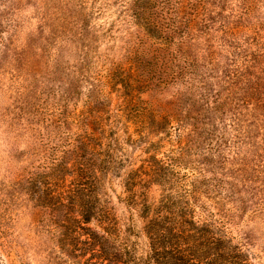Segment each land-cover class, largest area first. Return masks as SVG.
<instances>
[{
    "label": "rangeland",
    "instance_id": "374dc122",
    "mask_svg": "<svg viewBox=\"0 0 264 264\" xmlns=\"http://www.w3.org/2000/svg\"><path fill=\"white\" fill-rule=\"evenodd\" d=\"M201 2L0 0V264H140L164 205L264 264V0Z\"/></svg>",
    "mask_w": 264,
    "mask_h": 264
},
{
    "label": "trees",
    "instance_id": "16d2710c",
    "mask_svg": "<svg viewBox=\"0 0 264 264\" xmlns=\"http://www.w3.org/2000/svg\"><path fill=\"white\" fill-rule=\"evenodd\" d=\"M148 5H151L155 9L154 17L156 19L159 16L164 17L165 7L171 3L181 5L182 0H145ZM186 1V0H185ZM215 2L218 0H214ZM137 3V2H136ZM220 4V3H218ZM188 5L196 13L195 15H201L200 8H202L201 0H188ZM147 6L145 8H147ZM150 27H155L156 24L153 21ZM160 25L157 26L159 28ZM208 27V26H207ZM221 35L219 36L222 45L227 50V55L229 59L232 58L234 63H238L237 69L243 70V68L249 63L239 57L238 49L240 41L236 37L237 30L227 27L225 24H220ZM149 38V37H148ZM162 41L168 43L169 40L162 38ZM235 43V45H233ZM259 45V44H258ZM259 52V50H256ZM156 52V49H155ZM263 54H261L262 56ZM246 58V57H245ZM228 59V60H229ZM231 60V59H230ZM224 66L226 64L224 63ZM264 72V71H263ZM193 74V73H192ZM239 73L233 75V77H238ZM230 79V77H228ZM222 81L223 79H219ZM243 85V84H242ZM249 89H245V92L248 93ZM244 92V85H243ZM258 93V92H255ZM264 94V91L261 92V95ZM248 97L245 96V99ZM243 98L244 104H247ZM247 137V132L243 133ZM244 137V138H245ZM242 158H246L245 155L240 153ZM263 158V157H262ZM264 160V158H263ZM244 163L247 160L242 161ZM258 162V161H257ZM251 171L253 170L255 174L263 169L264 173V161L259 164H251ZM245 173V172H244ZM38 176V175H37ZM36 176V179H37ZM248 180L252 184L256 183L259 179L249 177ZM260 191H264L260 190ZM260 193V192H259ZM173 205V204H172ZM167 206H163L162 209L157 208L155 210V216L147 224L146 231L148 237L151 241V251L145 257L144 260L138 261L140 264H249L246 259V254L243 249L232 245L227 239L217 237L209 229L201 227L193 219H188L187 216L181 212L180 216L170 217L168 215H162L164 212L163 209ZM109 218V217H108ZM110 220V218H109ZM89 223L88 219H85ZM111 223V222H110ZM111 228V227H110ZM132 264H137L135 261L131 262Z\"/></svg>",
    "mask_w": 264,
    "mask_h": 264
}]
</instances>
